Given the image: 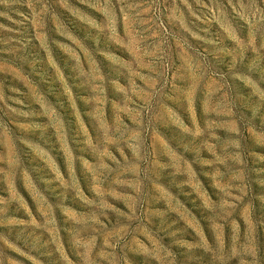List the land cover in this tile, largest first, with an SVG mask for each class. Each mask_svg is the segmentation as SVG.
<instances>
[{"label":"rangeland","instance_id":"rangeland-1","mask_svg":"<svg viewBox=\"0 0 264 264\" xmlns=\"http://www.w3.org/2000/svg\"><path fill=\"white\" fill-rule=\"evenodd\" d=\"M0 264H264V0H0Z\"/></svg>","mask_w":264,"mask_h":264}]
</instances>
